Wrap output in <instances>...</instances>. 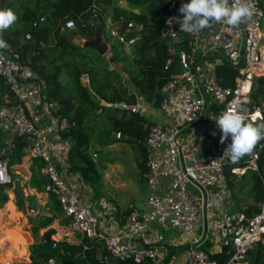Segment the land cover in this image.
Returning <instances> with one entry per match:
<instances>
[{"label": "built area", "instance_id": "built-area-1", "mask_svg": "<svg viewBox=\"0 0 264 264\" xmlns=\"http://www.w3.org/2000/svg\"><path fill=\"white\" fill-rule=\"evenodd\" d=\"M188 2L169 0L164 15L163 34L171 41V54L179 57L181 72L165 86V95L160 102L168 121L153 123L148 128V169L145 178L149 187V209L141 212L131 206L121 235L100 232V215L94 204L82 196L81 184L67 180L54 161L52 150L55 142L64 139L63 133L69 131L70 122L58 116L51 123L40 122L41 109L47 114L51 110V105L42 97L43 81L28 65L20 62L16 53L0 50V78L16 96V100H11L5 94L0 102V131L8 136L6 144L0 149V186L13 183L7 153L14 147L17 138L25 137L27 143L24 150L29 158L43 162L42 172L49 180L46 191L56 196L64 216L70 218L73 230L80 234L82 240H90L83 241L78 256L85 258L86 251L92 247L90 244L101 241L111 256L131 259L138 264L145 261L162 264L158 245L165 242L164 230L174 228L181 231V239L186 246L181 264H219L212 252L206 249L210 240H215L221 249L225 248L230 254L225 264H247L249 251L261 243L263 255L258 264H264V164H259L264 142L258 150L243 157L244 165L231 169L235 180L248 170L258 172L263 187L259 211L251 215L240 209L225 212L224 205L232 193L226 168L233 163L222 157L231 140L220 144L221 133L215 123L216 117L227 110L239 111L246 121L263 120L264 102L252 108L250 93L253 76L264 75V35L261 30L264 11L258 0H230L237 6L247 3L253 12L252 17L236 28L220 24L207 39L204 48L203 30L186 34L180 32V25L174 20L170 22V18L180 16L178 9L181 3ZM124 21L125 17L121 16L107 26L111 36L129 46L133 40H128L125 34L112 26ZM75 26L73 19L65 22L67 29ZM127 28L141 29L142 25L127 20ZM184 43L186 48L182 47ZM107 44L105 55L111 58V44ZM201 49L204 54L216 52L233 65L242 64V76L234 87L223 86L214 71L204 75V60L199 56ZM173 58L168 60L166 68L173 63ZM109 105L133 112L145 111L144 102L139 97L134 104ZM257 109L261 110L259 115ZM208 122L213 129L206 133L203 126ZM214 131L215 136L212 135ZM120 135L117 132V136ZM194 189L199 190L201 195H197ZM107 208L111 213L119 211L113 203H108ZM210 219L213 220L211 230ZM0 264L62 263L56 256H51L39 262L8 259Z\"/></svg>", "mask_w": 264, "mask_h": 264}, {"label": "trees", "instance_id": "trees-1", "mask_svg": "<svg viewBox=\"0 0 264 264\" xmlns=\"http://www.w3.org/2000/svg\"><path fill=\"white\" fill-rule=\"evenodd\" d=\"M121 1L0 0V10L11 9L17 16V21L2 34L9 45L6 50L16 53L20 62L37 73L43 81L41 93L44 101L51 105L52 112L56 116L65 117L70 122V129L63 133V138L69 140L71 167L94 188L102 186L103 174L99 171L91 153L93 143L104 147L118 141L127 142L139 152L138 160L143 178L148 169L146 140L148 128L155 122L149 120L144 113L109 104H134L139 95H145L148 102L155 107H160V102L165 95V86L173 79L177 71L181 72L179 57L171 54V41L163 34L164 15L167 12L169 0H125L131 14H123L125 21L116 22L112 26L125 34L128 40H133V43L126 46L117 40L116 43L111 44V58L77 42L78 39H95L98 26H101L103 34L106 18L119 19L122 15L115 14V8ZM258 1L264 11V0ZM94 7L95 12H93ZM123 11L126 10L123 9ZM41 18L44 20L41 21ZM97 18L100 19V23H97ZM68 19L75 21V28H65V22ZM127 20L141 24L142 28L128 29ZM182 47L186 48V43ZM171 57H174L173 63L166 68ZM209 58L212 62L215 60L211 56ZM219 58L221 60L214 65L215 75L223 86L234 87L237 79L242 76L240 73L242 64L233 65L226 58ZM113 61L118 62L122 70L113 67ZM128 84L133 85L137 92L132 91ZM5 94H8L11 100H16L14 93L0 78V102L3 101ZM250 102L252 108L264 102V75L253 76ZM248 121L254 124L264 123V111L263 120L256 122L247 120L246 122ZM114 132H120L126 137L116 138ZM3 137L5 134L0 131L1 143ZM263 142H259L254 150H258ZM26 143L25 137L17 138L14 147L7 153L13 176L17 172L15 168L22 165L28 156L24 150ZM31 161V176L29 170L27 177L30 188L36 191L32 190L33 195L28 199V205L33 204L37 192L46 195L48 208V214L42 215L41 221L34 227L37 250L43 260L56 256L62 264H93L90 258H96L95 248L99 246L102 249L99 264H138L131 259H120L109 255L101 241L90 244L92 247L86 251V257L83 258L77 254L81 252L82 244L74 246L65 241L54 240L53 236L57 233L53 226L54 222L60 220L61 224L69 225L71 221L64 216L63 208L56 196L45 189L49 180L42 172L43 162L40 159H31ZM259 164L260 166L264 164V152L261 154ZM238 165H244L243 158L239 163L228 164L226 168L228 185L232 191L237 182L231 169ZM247 176L253 201L247 206H242L240 210L251 215L259 211L263 187L257 171L248 170L242 175L244 178ZM17 182L0 186V211L9 198L6 192L7 187H11L14 197L19 198L15 188ZM18 201L19 204L21 198ZM119 214L120 211L117 212V215ZM42 229L45 231L41 234ZM4 232L0 220V242L6 239L3 236ZM83 241L90 240L85 238ZM17 247L18 245L14 243L12 249L8 250L0 261L9 259L10 254H16ZM25 249L26 247H23L19 251H23L25 255L28 253ZM29 253L34 257L37 255L34 246L29 249ZM262 255L263 245L260 243L249 251L246 257L247 264H258L261 262ZM212 256L218 260L219 264H225L230 254L224 248L220 252L212 253ZM21 261L26 263L32 260ZM33 262L36 261L33 260ZM168 262L169 257L162 264ZM142 264L151 263L145 261Z\"/></svg>", "mask_w": 264, "mask_h": 264}, {"label": "crops", "instance_id": "crops-1", "mask_svg": "<svg viewBox=\"0 0 264 264\" xmlns=\"http://www.w3.org/2000/svg\"><path fill=\"white\" fill-rule=\"evenodd\" d=\"M220 24L222 23L215 24L212 28L203 30L202 47L205 48V43L207 39L211 36L213 32H215V30ZM262 33L264 35V32ZM200 55L201 59L204 60V75H209L212 71H214L215 63L219 62L221 58H219L216 52L204 54L203 49L200 50L199 56ZM210 56L215 59L213 62L211 58H209ZM112 66L122 70L121 65L116 61H113ZM128 86L132 91L137 92L133 85L128 84ZM138 97L141 98L144 102L145 111L142 113H144L147 117L146 112L147 110H150L146 108V105L148 103L147 98L145 95H139ZM41 111L42 116L41 118L39 117V119L40 122L43 124L51 123L53 122V119L57 117L52 112V109L49 110L48 114L43 109H41ZM153 117L154 119H149L148 117L147 118L155 123H165L169 119L168 116L162 110L161 113H157L156 115H153ZM203 129L204 132L209 133L210 131H212L213 126L212 124H206L205 126H203ZM123 136V134L117 136V132H114V137L116 138L124 139L126 136ZM7 140L8 136L5 134V137L2 138V147L6 144ZM120 144L126 145L125 148H120V150H118V146H120ZM93 145L98 144L93 143ZM52 151L54 161L61 174L69 181L79 182L81 184L80 186L82 196L86 200L94 204L98 214L100 215L101 233H105L106 231H108L120 235L123 234L124 228L126 226L127 216L129 214H127V212H130L131 206L138 208L141 212L148 211L149 208L147 205V197L149 195V187L147 185L145 174L144 178L142 176V171L138 160L139 152L134 149L129 143L124 141H118L111 145H108V152L106 154V157L99 161L96 160V158L99 156L97 151H91L94 160L97 163L99 171L103 174V183L102 186L99 188H94L90 182L84 181L80 176V173L71 167V163L69 161L68 139L56 141L54 149ZM123 152L126 153V159L121 158V156H125ZM116 155H118V157ZM27 158L29 160V156H27ZM28 160H26L24 164L29 163L27 162ZM236 182H238V180H236ZM247 185L248 187H250L249 183ZM141 191H145L147 195L144 198L143 205H137L135 203V198L140 195ZM232 196L233 194L231 193V197L224 205L225 212H228L227 208H231L232 206H234L230 203ZM250 199V203H252L253 200L251 197V193ZM108 203L115 204L119 208L120 214L117 215V213H111L107 208ZM247 205L248 204H244L243 206ZM56 234L60 236L59 233ZM76 234L77 237H75L73 233H70V236H68V238H66L64 241L74 246L83 244V240L80 234L78 232H76ZM181 235L182 234L179 229L169 228L164 230L165 242L158 245V251L160 253V258L162 261H165V259L169 257V262L174 261V263L168 262L167 264H181L183 260L184 250L186 248L185 244H183V240L181 239ZM215 244L216 248L214 249L213 245ZM207 245L208 249L212 253L220 252L222 250L221 246L216 243L215 240L208 241ZM101 256L102 249L101 247L97 246L95 248V259L99 260Z\"/></svg>", "mask_w": 264, "mask_h": 264}, {"label": "rangeland", "instance_id": "rangeland-1", "mask_svg": "<svg viewBox=\"0 0 264 264\" xmlns=\"http://www.w3.org/2000/svg\"><path fill=\"white\" fill-rule=\"evenodd\" d=\"M125 9L126 11H123ZM115 14H122L119 17L125 15L131 14V10L128 7V4L125 0H122L118 7L115 8ZM117 20V18L114 17H107L106 18V25L103 27V38L105 41H107L110 44L116 43V38L111 36L110 29L107 26L108 23H113ZM262 32H264V21L262 25ZM76 39V38H74ZM180 71H177L175 74L178 75ZM147 109H150L149 111L147 110L146 115L149 119H154L153 115H156L157 113H161V109L159 107H155L152 103L148 102L146 105ZM153 111V112H152ZM208 124H211V122H208ZM126 145L120 144L118 146V150L120 148H125ZM2 147V143L0 141V149ZM91 151H97L98 157L96 160H102L106 157L107 154V146H99V145H92L91 146ZM124 153V152H123ZM125 156H121V158L126 159V153H124ZM118 157V155H116ZM114 157V156H113ZM28 160V158H26ZM25 160V161H26ZM30 158L27 162L29 163H23L22 165L18 166L17 172L15 173L13 177L17 178L18 182L15 184V188L17 190L18 196L21 202L18 204V199L17 196L14 197V191L11 190V187L6 188V192L8 194V200L4 202L3 209L0 211V220H1V225L3 226V229L5 232L3 233L4 239L3 241L0 242V259L5 257L6 253L8 250L12 249V246L14 243L18 245L17 250L15 249L16 254H10L9 259H14V260H34L36 262L42 261L43 259L41 258L40 253L37 250V236L35 235V224L39 223L42 219V215H47L48 214V208L46 206V195H42L36 192V198L30 206H28V199L33 195L32 190L34 188H30L29 182H28V177H27V172L30 170V176H31V162ZM29 167V168H28ZM248 176L247 177H241L238 182L236 183L233 191H232V198H231V205L233 204L231 208H227L228 212L235 211L236 209H240L244 204H250L251 199H250V187H248L247 182H248ZM236 181V180H235ZM13 184V183H12ZM11 184V185H12ZM102 189V188H101ZM36 191V190H34ZM195 193L197 195H201L200 191L197 189H194ZM147 193L145 191H141L140 195H138L135 198V203L137 205H143V201ZM233 200V201H232ZM53 226L57 229V233L60 234H55L53 236V239L56 241H64L68 236H70V233H73L75 237H77L76 232L73 230L71 224L69 225H63L61 224L60 220H56L53 224ZM209 229H213V220H209ZM45 231V229L40 230V233L42 234ZM213 236V235H212ZM3 238V237H2ZM63 238V239H62ZM30 242L28 243V241ZM34 246L36 256H32L29 253V249ZM23 247H26L25 250L28 251L27 254H23L22 250ZM213 248H216V244L213 245ZM79 250L76 249L75 251L77 252ZM65 253H69L64 251ZM63 253V252H62ZM71 254V253H70ZM69 254V255H70ZM8 260V259H6ZM169 263H174L169 262Z\"/></svg>", "mask_w": 264, "mask_h": 264}, {"label": "clouds", "instance_id": "clouds-1", "mask_svg": "<svg viewBox=\"0 0 264 264\" xmlns=\"http://www.w3.org/2000/svg\"><path fill=\"white\" fill-rule=\"evenodd\" d=\"M178 11L180 16L170 18V22L174 20L180 25V32L186 34L210 29L218 23L236 28L253 15L247 3L237 6L231 4L230 0H189L188 3H181ZM16 21L17 16L11 9L0 10V50L9 47L2 34ZM260 111L257 109V115ZM215 123L221 133L220 144L231 140L222 158L232 163H238L246 155H251L259 142L264 141V123L246 122L245 116L239 111H224L216 117ZM212 135L215 136L216 132Z\"/></svg>", "mask_w": 264, "mask_h": 264}, {"label": "water", "instance_id": "water-1", "mask_svg": "<svg viewBox=\"0 0 264 264\" xmlns=\"http://www.w3.org/2000/svg\"><path fill=\"white\" fill-rule=\"evenodd\" d=\"M97 23H100V19L99 18H97ZM77 42L82 44V45H84V46L92 47V48L98 50L99 53L104 54V55L106 54V52L108 50V44L103 38L101 26H98L97 29H96V37H95V39H93V40H81V39H78ZM90 260H91V262L93 264H99V261L97 259H95V258H90Z\"/></svg>", "mask_w": 264, "mask_h": 264}, {"label": "bare ground", "instance_id": "bare-ground-1", "mask_svg": "<svg viewBox=\"0 0 264 264\" xmlns=\"http://www.w3.org/2000/svg\"><path fill=\"white\" fill-rule=\"evenodd\" d=\"M17 180H18L17 178H14L13 183L16 182ZM28 206H30V205H28ZM0 262H3V261H0Z\"/></svg>", "mask_w": 264, "mask_h": 264}]
</instances>
